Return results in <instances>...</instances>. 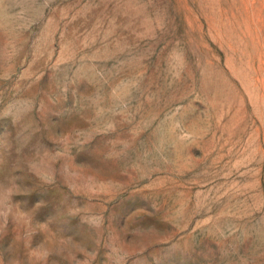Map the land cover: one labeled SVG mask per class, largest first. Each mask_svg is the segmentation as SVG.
<instances>
[{
  "label": "rangeland",
  "instance_id": "obj_1",
  "mask_svg": "<svg viewBox=\"0 0 264 264\" xmlns=\"http://www.w3.org/2000/svg\"><path fill=\"white\" fill-rule=\"evenodd\" d=\"M0 264H264V0H0Z\"/></svg>",
  "mask_w": 264,
  "mask_h": 264
}]
</instances>
